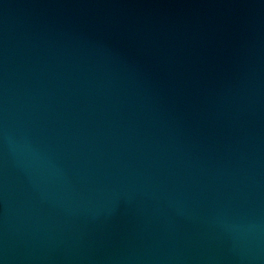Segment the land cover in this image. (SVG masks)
<instances>
[{"label": "water", "instance_id": "1", "mask_svg": "<svg viewBox=\"0 0 264 264\" xmlns=\"http://www.w3.org/2000/svg\"><path fill=\"white\" fill-rule=\"evenodd\" d=\"M0 264H264V0H0Z\"/></svg>", "mask_w": 264, "mask_h": 264}]
</instances>
